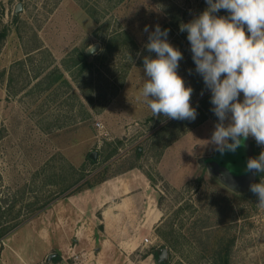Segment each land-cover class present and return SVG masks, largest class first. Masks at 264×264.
<instances>
[{"label":"rangeland","instance_id":"rangeland-1","mask_svg":"<svg viewBox=\"0 0 264 264\" xmlns=\"http://www.w3.org/2000/svg\"><path fill=\"white\" fill-rule=\"evenodd\" d=\"M207 7L205 0H0V33H7L0 50V203L10 209L7 220L22 221L0 240V264H163L156 252L161 248L168 249L170 264H213L224 235L235 238L231 264H264V207L258 200L236 199L203 172L195 175L197 157L217 152L210 140L218 119L180 26ZM215 15L228 13L221 9ZM157 25L169 30L168 41L183 54L178 74L193 88L194 121L152 117L140 97L147 79L143 58L156 57L145 45ZM96 44L99 50L87 57L90 68L75 82L64 64ZM56 68L71 88L61 82L48 86L46 78ZM139 98L138 106L145 108L128 107ZM185 134L161 160L165 148ZM93 152L96 164L89 160ZM133 167L152 184L163 212L157 229L145 236L149 243L144 237L136 250L124 251L116 238L104 245L102 237L96 243L83 237L86 244L75 247L74 236L52 235L50 245L40 237L43 229L56 234L58 224L68 225L59 221L57 205L68 193L41 210L66 181L80 175L91 182L111 179ZM187 170L186 185L169 180L178 175L182 180ZM52 254L60 259L48 260Z\"/></svg>","mask_w":264,"mask_h":264},{"label":"clouds","instance_id":"clouds-1","mask_svg":"<svg viewBox=\"0 0 264 264\" xmlns=\"http://www.w3.org/2000/svg\"><path fill=\"white\" fill-rule=\"evenodd\" d=\"M208 7L180 26L187 32L196 72L211 92V109L218 119L210 143L222 155L236 152L251 136L264 146V0H205ZM221 9L227 16H218ZM148 32V26L144 28ZM160 26L145 45L155 58H143L144 79L140 97L152 117L194 121L193 88L178 74L182 52L167 39ZM96 54L94 46H89ZM243 94V100L240 95ZM203 94V93H202ZM225 121H228L225 124ZM246 172L264 174V151L249 158ZM250 191L264 207V178L250 185Z\"/></svg>","mask_w":264,"mask_h":264},{"label":"crops","instance_id":"crops-1","mask_svg":"<svg viewBox=\"0 0 264 264\" xmlns=\"http://www.w3.org/2000/svg\"><path fill=\"white\" fill-rule=\"evenodd\" d=\"M141 100L140 98L135 100L136 104L129 103L128 107L134 108L133 105H136V108H145L138 106ZM186 136L187 134L171 142L163 151L161 160ZM199 158L197 157V160ZM186 163L188 164V161ZM189 164H192L191 160ZM182 173L185 174L182 180H178L179 175L178 178L174 176L169 180L177 181V184H182L181 186L186 185L191 177L188 170ZM153 190L152 184L140 169L133 167L122 171L116 177L107 179L92 189L60 201L57 204L58 218L60 222L68 224L67 227L62 228L58 224L56 234L43 229L39 232L40 237L49 241L50 245L52 240L50 242L48 238L52 235L61 238L74 236L75 247L86 244L83 237L91 238L95 243L98 237V240L102 237L104 245H109L113 238H116L120 241L118 247L124 251H134L141 245L140 241L143 242L142 238L156 230L163 219V212L155 205ZM53 209L50 208L48 213H52ZM101 226L103 229L99 230ZM122 238L129 239L121 241Z\"/></svg>","mask_w":264,"mask_h":264},{"label":"trees","instance_id":"trees-1","mask_svg":"<svg viewBox=\"0 0 264 264\" xmlns=\"http://www.w3.org/2000/svg\"><path fill=\"white\" fill-rule=\"evenodd\" d=\"M110 1H115V0H110ZM117 3H121L124 0H116ZM83 8L85 9V11L96 21L99 20V18L97 17L96 11L92 8L87 7L85 4L83 5ZM186 36L187 33L186 31L183 32ZM7 36L6 31H3L0 33V50H1V42L3 39H5ZM129 37V36H128ZM65 68H67V70H69L70 72L73 70V72H71V76L73 77L74 81H78L79 77H81L84 73H86V71L90 68L89 62H88V58L86 56L85 53L83 52H78L77 56L74 57L73 63L69 66L68 64H64ZM76 68V70H78V76L74 75V69ZM47 84L49 87L54 86L55 84L61 82L66 86H69L71 88V82L70 80L67 78V76L59 69L56 68L55 70H52L48 76H47ZM103 109H101L102 111ZM119 147L117 146L110 154L107 155L106 157V161H109L111 158H113L117 153H118ZM260 154V151L258 149L255 150V157H257ZM90 162L93 164H96L98 162L99 159L97 160H92L91 158H89ZM264 174H257V179L258 182L260 181V178L263 177ZM81 176V175H80ZM79 176V178L75 179L73 182H67L64 186H62V188L60 189V192H58V196H56L54 199H50L48 201L45 202V204L42 206L41 210L43 209H47L48 207H50V205L58 200L61 196L60 195H64L66 193H68L66 196H72V195H77L79 193H82L86 190L92 189L94 187H96L97 185H100L101 183H103L105 180H107L105 177H101L97 180H95L94 182H91V178L92 177H88L87 175H82L81 177ZM255 200H258L257 196L255 195ZM10 211L9 208L5 207L2 205V203H0V240H4L6 237H8L13 231H15L22 223L21 220H13V221H9L7 220V214ZM101 229H103V227H100ZM234 242H235V238L234 236H228V235H224L223 237H221L220 241L217 242L216 245H218V249L215 251L214 254V261L213 264H231V254H232V249L234 247ZM55 260H59L60 257H56L54 258ZM163 264H170L168 263H163Z\"/></svg>","mask_w":264,"mask_h":264},{"label":"flooded vegetation","instance_id":"flooded-vegetation-1","mask_svg":"<svg viewBox=\"0 0 264 264\" xmlns=\"http://www.w3.org/2000/svg\"><path fill=\"white\" fill-rule=\"evenodd\" d=\"M255 146L251 136L244 142V146L232 152V156L215 157L219 151L204 157L202 165L196 164L195 175L203 172L202 175L209 177L220 187L230 192L236 199L243 202L255 200V194L250 191L252 183H258L257 174L246 172V165L249 158L255 157ZM256 177V181L254 180Z\"/></svg>","mask_w":264,"mask_h":264},{"label":"water","instance_id":"water-1","mask_svg":"<svg viewBox=\"0 0 264 264\" xmlns=\"http://www.w3.org/2000/svg\"><path fill=\"white\" fill-rule=\"evenodd\" d=\"M21 9H22V6H21V4L18 6V8H17V10H16V14H18L20 11H21ZM94 47H95V49H96V52L99 50V48H100V45L99 44H96V45H94ZM92 54L89 52V51H87L86 52V56L87 57H89V56H91ZM90 157L92 158V160H97V152H93L91 155H90ZM204 158H199L198 160H197V163L199 164V165H202V163L204 162ZM255 181H256V177H255V179H254ZM157 254H159L160 255V258H159V262L161 263V262H164V263H168L169 262V251H168V249H166V248H161V249H158L157 251ZM55 257H57V254H52V255H50V256H48V260H52L53 258H55Z\"/></svg>","mask_w":264,"mask_h":264},{"label":"built area","instance_id":"built-area-1","mask_svg":"<svg viewBox=\"0 0 264 264\" xmlns=\"http://www.w3.org/2000/svg\"><path fill=\"white\" fill-rule=\"evenodd\" d=\"M97 126H98L99 128H101V127H102V125H100L99 123L97 124ZM145 242H146V243H149V242H150V240H149L148 238H146V239H145Z\"/></svg>","mask_w":264,"mask_h":264}]
</instances>
